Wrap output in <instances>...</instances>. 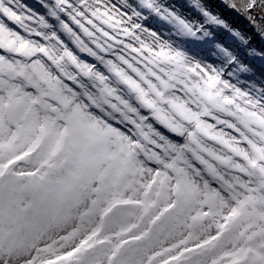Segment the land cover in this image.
<instances>
[{
    "label": "snow or ice",
    "instance_id": "1",
    "mask_svg": "<svg viewBox=\"0 0 264 264\" xmlns=\"http://www.w3.org/2000/svg\"><path fill=\"white\" fill-rule=\"evenodd\" d=\"M0 264H264V0H0Z\"/></svg>",
    "mask_w": 264,
    "mask_h": 264
},
{
    "label": "rangeland",
    "instance_id": "2",
    "mask_svg": "<svg viewBox=\"0 0 264 264\" xmlns=\"http://www.w3.org/2000/svg\"><path fill=\"white\" fill-rule=\"evenodd\" d=\"M237 24L242 26L243 25V22L242 21H237Z\"/></svg>",
    "mask_w": 264,
    "mask_h": 264
}]
</instances>
